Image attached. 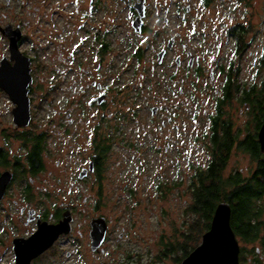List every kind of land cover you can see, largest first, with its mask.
Instances as JSON below:
<instances>
[{
	"label": "flooded vegetation",
	"instance_id": "1",
	"mask_svg": "<svg viewBox=\"0 0 264 264\" xmlns=\"http://www.w3.org/2000/svg\"><path fill=\"white\" fill-rule=\"evenodd\" d=\"M47 1L0 0V96L11 105L8 124H0V185H3L0 191V260L15 264L16 245L38 232L46 231L53 236V227L64 219V214L69 213L63 232L29 264H50L49 259L53 254L58 255L63 244H70V249L64 252L66 261L99 260L96 264H101L112 228L109 220L101 215L102 196L109 192L121 197L139 194L145 172L143 178L139 176L147 168V149L152 147L163 156L174 150L173 158L181 156L185 144L181 140V81L189 87L185 93L191 102L195 99L191 90L196 86L191 78H199L206 95L210 94L214 101V113L215 102L224 95L228 68L221 71L216 58L210 64L198 67L196 56L187 50V45L180 46L179 33L168 39L165 48L151 46L154 39L149 38L153 32L148 30L145 22L146 0L140 31L130 30L132 39L124 47L112 45L114 41L110 37L115 29H106V32L99 29V32L98 29L90 31L86 28L87 14L79 11L81 1L85 0L69 2L74 8L77 25L71 23L73 19L70 16L62 15L64 26L61 32L52 30L50 22L53 16L48 13ZM95 1L88 0L89 8L93 5L95 9ZM131 2L127 14L132 24L137 13L133 9L136 0ZM12 4H19L22 11L5 12ZM24 4L30 6L29 11L23 9ZM188 10L185 7L186 13ZM167 14L168 11H164L162 15L165 23ZM173 15L181 20V14L175 12ZM115 49L122 50L121 56L113 57ZM150 51L158 66L169 65L172 68L168 77L163 72L160 82L153 83L154 90L158 91L154 96L158 102L152 107L145 97V90L149 89L146 83L150 82L149 77L154 71L153 66L149 68L150 56L145 62ZM161 51L164 54L158 62L157 55ZM43 52H49L45 57V61L49 60L48 65L39 60V54ZM118 57H122L121 60ZM207 72L208 76L204 78ZM218 74L221 78H217ZM186 75L191 77L187 82ZM24 76L28 80L29 121L27 125L19 126L20 122L13 115L16 105L12 100L15 97L5 85L22 82ZM234 79L232 76L231 81ZM39 84L52 86L36 87L43 97L52 94L59 84L68 85L67 93L71 89L78 101L72 107L69 102H63V112L57 113L63 122L56 132V140L61 145L56 149L52 147V141H48L49 132L39 133L34 126L31 107L34 87ZM212 87L214 89L210 93ZM188 112L192 113L191 110ZM189 116L193 117V113ZM209 129L206 132L208 137ZM194 140L197 141V137H192L189 142ZM115 148L123 149L124 155L109 156V150ZM129 164L137 166L134 172L137 176L126 170ZM132 175L141 181L135 188ZM52 179L56 181L54 184L50 183ZM57 185H60L57 195L62 194L65 199L54 206L50 191ZM157 187L160 194L164 186L158 182ZM101 218L105 220L102 224L104 237L94 244L93 228L97 224L92 223ZM255 225L254 240L244 241L255 244L253 257L247 259L252 260L251 264H264V224ZM125 233L122 230L116 244L123 240ZM125 252L121 255V263L128 264L132 257L129 251ZM242 252L239 248L238 261L241 259L243 264Z\"/></svg>",
	"mask_w": 264,
	"mask_h": 264
},
{
	"label": "rangeland",
	"instance_id": "2",
	"mask_svg": "<svg viewBox=\"0 0 264 264\" xmlns=\"http://www.w3.org/2000/svg\"><path fill=\"white\" fill-rule=\"evenodd\" d=\"M67 1V2H65ZM71 0H48L46 5L49 8L48 13L53 16V21L50 22L51 28L54 31L61 32L63 28V16L68 15L77 25L76 14L74 8L70 4ZM132 0H96L95 9L93 5L89 8L88 0L81 1L80 12H85L86 28L90 31L95 29H115L112 39V45L125 46L129 44L132 37L130 36L131 21L128 18V8ZM210 4L205 6L202 0H146V26L150 33L149 38L152 39L151 46L155 48H165L168 39L175 33H179L180 46L187 45V50L193 56H196V64L198 67L210 64L213 58H216L217 63L223 69L228 68L229 62H233L239 69V72L234 73V82L249 87L252 84H258L264 77V0H210ZM34 4V2H33ZM53 7V10H52ZM185 7L189 10L186 13ZM30 6L23 5V9ZM16 11L20 13L19 4H12L5 10L9 13ZM164 11H168L167 23L164 22L162 15ZM2 12V9H1ZM179 13L181 20L174 18V13ZM54 13V14H53ZM53 14V15H52ZM82 21V20H81ZM232 27H241L245 30L244 40L241 42V54L237 56L234 51V38L229 34ZM100 32V31H99ZM104 32V33H105ZM121 37V38H120ZM51 40V37H49ZM55 35L53 40H55ZM111 48L113 49V46ZM152 47V48H154ZM237 48H239L237 46ZM122 50H114L113 57L121 56ZM110 53V52H109ZM49 56V52L39 54V60L49 64V60L45 61V57ZM149 68L153 66V75H150L148 90H145V97L148 98L147 104L149 107L155 105L158 100L154 90L153 83H158L161 80V73L164 76L172 72V68L168 65L158 66L156 57H152L151 51L145 56V62L149 60ZM122 57H118L121 60ZM153 58V59H152ZM206 68V67H205ZM182 69V68H181ZM226 70V69H225ZM40 73V70H39ZM208 76V72L204 78ZM191 77L186 75L185 82ZM202 78V77H201ZM217 78H221L218 74ZM192 82L196 84L191 90L194 100L188 101V95L185 93L188 85L182 82L183 95L181 96L182 105L181 121H182V137L184 144L181 156L173 158L174 150L168 151L163 156L162 152L158 154L156 149L152 147L144 149L147 152L148 159L146 160V170L141 173L139 178L144 177L142 185L139 187V194L134 196H118L115 192H109L102 196L101 199V215L109 220L111 224V233L105 247V253L102 254L105 259L101 264H123L121 263V255L127 251L130 252L132 260L128 264H180L175 259L179 254L166 253V245L176 242L182 243V234L188 232L185 222L190 223L192 216L186 213V207L191 204V195L189 191V182L194 173L195 167H205L206 162L210 159V154L206 147L207 138L205 133L209 128V120L213 114L211 96L206 95L205 87L201 86L199 78L192 77ZM166 84H170L165 80ZM207 83V82H205ZM216 83V82H215ZM52 87L51 85H35L34 98L32 104L34 126L37 132L44 130L49 132V142L52 141L53 148L59 145L57 138V129L60 122H63L62 117H58V112H63V102H69L72 107L78 101L72 94H68L66 89L68 85L59 84L57 89L49 96H41L40 91L36 88ZM214 87L210 89L213 92ZM154 90V91H153ZM44 92V91H42ZM234 97V96H233ZM11 105L0 96V124H8V111ZM191 110L193 117L190 118ZM247 107L238 104L236 96L232 98L230 103L224 107L225 116L232 123L233 131H240L239 139H244L247 135L246 127L251 116L246 113ZM191 120V121H190ZM249 120V121H248ZM192 122V123H191ZM191 124V127H189ZM251 132L252 125L248 128ZM192 137H197V141L189 142ZM111 151V152H110ZM125 151L120 148L111 149L108 152L113 158L119 154L124 155ZM128 156V155H126ZM173 161H179L178 164H173ZM255 163L244 152L233 150L229 160L223 170V178H226L231 172L236 171L242 176H249L255 169ZM54 168V161L51 164ZM137 166L134 164L126 165L128 172H135ZM163 172V174H162ZM135 176L137 174L134 173ZM135 177L132 175V179ZM139 180V179H138ZM134 179V188L138 181ZM56 181L52 179L50 182L54 184ZM162 183L163 189L161 193H157V184ZM60 186V185H59ZM58 185L50 191L54 206L65 197L57 195L56 191L60 189ZM108 190V186H106ZM142 191V192H141ZM78 204V203H77ZM258 204V203H257ZM263 206V213L259 219L264 224V199L259 202L258 206ZM124 230L125 235L123 240L116 244L115 240L119 238L120 233ZM204 233V232H203ZM203 233H198L193 229V239L188 241L189 252L200 244ZM238 246L246 253L242 254L243 264H251L248 257H253L255 244H246L238 236H235ZM58 255L49 259L50 264H96L100 262L91 261H66L64 252L70 249V244L60 245ZM109 256V257H106ZM125 262V261H124ZM240 264L241 259H239ZM0 264H6L0 260ZM45 264V262H44ZM99 264V263H98Z\"/></svg>",
	"mask_w": 264,
	"mask_h": 264
},
{
	"label": "trees",
	"instance_id": "3",
	"mask_svg": "<svg viewBox=\"0 0 264 264\" xmlns=\"http://www.w3.org/2000/svg\"><path fill=\"white\" fill-rule=\"evenodd\" d=\"M202 1L205 6L210 4V0ZM244 33L245 30L241 27H232L229 30L228 35L235 41L233 52L237 56L243 51L239 49L244 40ZM227 67L224 95L215 102V111L210 117V136L208 137L207 133L205 135L208 138L205 148L210 154V159L205 167L194 168L189 182L191 204L186 207L185 212L189 213L192 219L190 223H184L188 232L181 233L182 243L166 245V253L179 254L175 257L179 263L193 250L189 252L190 246H188V241L193 239V229L200 234L207 231L213 212L220 202H227L230 205V226L241 240L253 241L255 224H262L259 219L263 213V206L258 205L264 199V151L260 150L257 132L264 116V77L258 84L242 87L238 82L231 81L233 72H239L237 66L230 61ZM233 96H236L238 104L247 107L246 113L251 116L244 139H239L240 131L234 132L231 121L226 118L227 115L225 116L224 107L230 103ZM249 124L252 125V132L248 129ZM233 150L246 153L255 163V169L248 177L233 171L223 178V170Z\"/></svg>",
	"mask_w": 264,
	"mask_h": 264
},
{
	"label": "water",
	"instance_id": "4",
	"mask_svg": "<svg viewBox=\"0 0 264 264\" xmlns=\"http://www.w3.org/2000/svg\"><path fill=\"white\" fill-rule=\"evenodd\" d=\"M189 1V0H187ZM144 0H136L133 9L137 16L132 21V28L135 32H139L142 26V19L144 17ZM164 51L158 53V62L161 61ZM25 78V79H24ZM22 82L16 84H6L5 86L10 90L9 93L14 95L13 103L16 105L14 117L20 122L19 126L28 124L29 121V99L27 97L26 86L28 80L24 76ZM257 141L260 150L264 151V116L262 124L257 132ZM1 182V181H0ZM2 185V184H1ZM0 188L2 191L3 185ZM69 213L64 214V219L53 227V236L49 233L38 232V234L30 237L25 241H21L16 245L15 264H29L30 261L36 257L42 250L47 248L54 238L63 232L64 224H68L67 217ZM231 209L227 202H220L217 204L211 221L209 229L201 236L200 244L195 247L180 264H239L238 254L239 246L236 241L234 232L230 226ZM92 224H97L93 228L94 244H98L104 237L105 220L103 218L93 221ZM66 231V230H65ZM18 248V249H17Z\"/></svg>",
	"mask_w": 264,
	"mask_h": 264
}]
</instances>
